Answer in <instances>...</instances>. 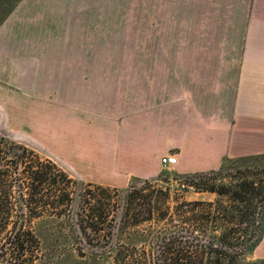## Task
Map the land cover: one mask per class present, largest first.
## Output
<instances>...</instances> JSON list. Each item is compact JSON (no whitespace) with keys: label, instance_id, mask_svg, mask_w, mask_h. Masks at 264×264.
I'll return each instance as SVG.
<instances>
[{"label":"crops","instance_id":"0c3cea01","mask_svg":"<svg viewBox=\"0 0 264 264\" xmlns=\"http://www.w3.org/2000/svg\"><path fill=\"white\" fill-rule=\"evenodd\" d=\"M184 3L189 2L172 0L160 8L167 25L173 13L188 11ZM234 5L226 8L233 12ZM85 9L77 0H19L0 24V111L9 114V104H16L11 92L21 85L23 112L27 107L32 114L20 124L32 147L79 181L119 189L131 178L157 177L168 155L176 156L168 167L184 175L217 170L224 158L264 154V0L244 7L243 49L235 62L231 58L228 79L148 85L147 91L133 85L131 99L122 85H80L85 91L59 85L53 97L43 96L46 72L39 59L63 56L62 41L72 39L62 35L92 24ZM225 20L204 17L192 25L228 24L233 35V15ZM219 67L216 74L227 72Z\"/></svg>","mask_w":264,"mask_h":264},{"label":"rangeland","instance_id":"374dc122","mask_svg":"<svg viewBox=\"0 0 264 264\" xmlns=\"http://www.w3.org/2000/svg\"><path fill=\"white\" fill-rule=\"evenodd\" d=\"M170 1L77 0L79 6L86 8L87 16L91 17L87 22L92 21V24H79L76 31L72 27L68 34L62 35L63 39H72L62 41V57L39 59L46 72V85L40 86L42 95L53 97V90L59 85H62V89L65 85L66 88H70L68 85H79L82 91H85V87L80 85H92L96 89H117L118 85H122L127 99H131L133 85H142L143 91H147L148 85H214L220 76L221 80L228 79L231 76L229 62L232 57L235 62L243 49L244 7H248L250 0H233L230 3L235 4L233 12L231 8H226L230 7L229 4L220 3L219 0H185L189 2L184 3L188 11L173 13L174 17L167 20L170 23L167 25L165 11L160 8L166 7ZM12 2L14 0H0V18ZM214 4L217 9L213 8ZM232 15L233 35L228 24L192 25L204 17H222V21L227 18L226 22ZM182 22L186 24L182 26ZM218 63L227 72L216 74L221 70ZM21 92V85L14 87L11 93L16 104H9L11 111L8 115L0 111V137L4 136L8 142L26 149V153L21 155L22 165L18 167L19 172L24 173L22 177L25 183H30L33 172H46L48 180L40 203L37 202L38 205H32L30 209L44 224L34 220L29 221L27 226L32 229L33 235L40 238V242L29 243L27 252L22 253L18 260L11 254L6 258L8 264H117L114 259V252L117 251L133 255L121 264H155L152 254L161 245L160 239L183 228H191L182 223L186 220L184 216H173L175 203L214 202L215 195L191 187L184 188L182 178L176 176L177 173L168 165L157 177L142 179L150 180L151 185H135L137 199L125 214L123 202L126 188L103 187L79 181L69 176L44 151L29 144L20 123L22 118H30L32 112H28L27 107L24 110L26 113L23 112V107L27 105L23 106ZM36 103L37 106L39 102ZM30 107H33L32 103ZM11 159L17 160L6 153L0 155V164L6 173L15 172V163ZM60 173H65L71 184L65 185ZM5 181L8 183L6 178ZM161 188H167L169 193L166 203L169 211L163 219L160 215L164 210H158L155 204L159 197L157 191ZM64 193L69 195L70 202L61 204ZM149 197L153 198L151 203ZM87 199L101 203L104 212L103 218L82 223L93 246L79 241L80 237L76 231L74 235L75 229L71 226L72 217L76 221L74 213L86 204ZM149 205L153 207L152 212ZM202 209L199 208L200 211ZM150 213V218H145H148L147 221L134 225L136 219H141L138 215L147 216ZM246 258L248 262L264 259V230L261 242Z\"/></svg>","mask_w":264,"mask_h":264},{"label":"trees","instance_id":"16d2710c","mask_svg":"<svg viewBox=\"0 0 264 264\" xmlns=\"http://www.w3.org/2000/svg\"><path fill=\"white\" fill-rule=\"evenodd\" d=\"M18 1L14 0L11 3L0 18V24ZM8 141L4 136L0 137V155L6 153L17 160L11 159L15 163L14 173L4 172L0 164V264L3 262L8 264L6 258L11 254H14L18 260L22 253L27 252L29 243L39 244L40 238L33 235L32 229L27 226L29 221L34 220L36 223L44 224V221L40 220L39 216H34L30 209L32 205L36 206L40 203L48 180L46 172H33L30 183H25L22 177L24 173L19 172L18 167L22 165L21 155L26 153V149ZM176 176L182 178L181 185L184 188L191 187L199 192L215 195V200L212 203L187 201L175 203L173 216H184L186 220L182 223L191 228H183L161 238V245L157 247L155 254H152L155 264H264V259L248 262L246 258L252 255L263 236L264 154L236 159L224 158L217 170ZM60 177L65 185L71 184L65 173H60ZM151 183L150 180L130 179L123 202L125 214L137 199L138 191L135 190V185H151ZM96 188L100 189V187ZM157 193L159 197L157 196L155 204L158 210H164L160 215L163 219L169 211V207L166 206L169 193L167 188H161ZM64 194L60 199L61 204L64 201L70 202L69 195ZM148 200L151 203L153 198L149 197ZM102 206L95 199H87L86 204L81 205L80 210L74 213L75 222L72 217L71 226L75 229L74 235L76 231L80 237L79 241L83 240L88 246L93 245H90L82 223L103 218ZM201 207H203L202 211L199 210ZM152 209L153 207L150 206L149 211ZM150 216L151 213L147 216L138 215L141 219H136L134 225L147 221L148 218H145ZM135 217L137 218V215ZM114 256L115 263L121 264L126 259H131L133 255L117 251L114 252Z\"/></svg>","mask_w":264,"mask_h":264},{"label":"built area","instance_id":"2783aa9c","mask_svg":"<svg viewBox=\"0 0 264 264\" xmlns=\"http://www.w3.org/2000/svg\"><path fill=\"white\" fill-rule=\"evenodd\" d=\"M176 162L175 155H168L166 157H162L160 163L163 167H167L170 164H174Z\"/></svg>","mask_w":264,"mask_h":264}]
</instances>
